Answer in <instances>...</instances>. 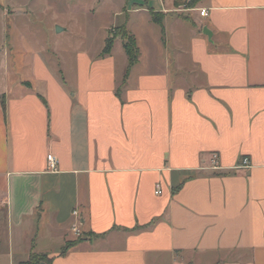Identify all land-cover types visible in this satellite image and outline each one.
Wrapping results in <instances>:
<instances>
[{
    "label": "crops",
    "instance_id": "crops-1",
    "mask_svg": "<svg viewBox=\"0 0 264 264\" xmlns=\"http://www.w3.org/2000/svg\"><path fill=\"white\" fill-rule=\"evenodd\" d=\"M128 2L134 64L0 88V264H264V0Z\"/></svg>",
    "mask_w": 264,
    "mask_h": 264
},
{
    "label": "rangeland",
    "instance_id": "rangeland-1",
    "mask_svg": "<svg viewBox=\"0 0 264 264\" xmlns=\"http://www.w3.org/2000/svg\"><path fill=\"white\" fill-rule=\"evenodd\" d=\"M123 4V0H0V88L29 79L37 58H44L53 71L70 74L77 53H96L123 25L127 7H133L131 2ZM119 49L114 47L113 55L120 63Z\"/></svg>",
    "mask_w": 264,
    "mask_h": 264
},
{
    "label": "trees",
    "instance_id": "trees-1",
    "mask_svg": "<svg viewBox=\"0 0 264 264\" xmlns=\"http://www.w3.org/2000/svg\"><path fill=\"white\" fill-rule=\"evenodd\" d=\"M151 15L155 22H159V18L154 12H151ZM117 36L122 39L123 49L128 57L129 66L134 64L137 61L139 50L134 35L126 29V26L124 24L118 28L116 34L105 39V45L101 53L107 54L110 52L113 46V41ZM41 261L50 263V259L45 253L31 252L29 259L19 264H39Z\"/></svg>",
    "mask_w": 264,
    "mask_h": 264
},
{
    "label": "built area",
    "instance_id": "built-area-1",
    "mask_svg": "<svg viewBox=\"0 0 264 264\" xmlns=\"http://www.w3.org/2000/svg\"><path fill=\"white\" fill-rule=\"evenodd\" d=\"M199 14L202 16H205V15H207V10L205 8H201L199 10ZM47 161H48L49 169L56 170L57 160L53 154L47 155ZM211 161H212L213 167H215L217 164V155L216 154H214L212 156ZM248 165H249V160L247 158H243L242 163H241V167H247ZM160 191L161 190L158 189V190H156V193H160ZM73 213H76V212H73ZM76 234H79L78 231H76Z\"/></svg>",
    "mask_w": 264,
    "mask_h": 264
},
{
    "label": "water",
    "instance_id": "water-1",
    "mask_svg": "<svg viewBox=\"0 0 264 264\" xmlns=\"http://www.w3.org/2000/svg\"><path fill=\"white\" fill-rule=\"evenodd\" d=\"M60 30H62L61 27L57 26V32H59ZM203 32H204L205 34H207V36H208L209 38H211L212 33H211L210 30L207 29V27H204V28H203Z\"/></svg>",
    "mask_w": 264,
    "mask_h": 264
}]
</instances>
